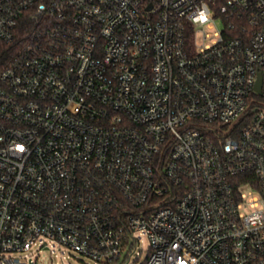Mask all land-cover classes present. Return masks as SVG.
<instances>
[{
	"label": "built area",
	"instance_id": "obj_1",
	"mask_svg": "<svg viewBox=\"0 0 264 264\" xmlns=\"http://www.w3.org/2000/svg\"><path fill=\"white\" fill-rule=\"evenodd\" d=\"M24 17L0 264L48 241L125 264L139 232L142 264H264V0H0V54Z\"/></svg>",
	"mask_w": 264,
	"mask_h": 264
},
{
	"label": "rangeland",
	"instance_id": "obj_2",
	"mask_svg": "<svg viewBox=\"0 0 264 264\" xmlns=\"http://www.w3.org/2000/svg\"><path fill=\"white\" fill-rule=\"evenodd\" d=\"M220 26L221 22L217 20L213 27L207 25L205 31L212 33L215 31V28ZM138 237L140 238L141 243L125 264H142L148 255L149 240L147 236L144 233L139 232ZM39 248V246H33L30 251L32 257L30 264H97L94 260L85 257L57 241H48V244L43 246L41 250L37 252Z\"/></svg>",
	"mask_w": 264,
	"mask_h": 264
},
{
	"label": "trees",
	"instance_id": "obj_3",
	"mask_svg": "<svg viewBox=\"0 0 264 264\" xmlns=\"http://www.w3.org/2000/svg\"><path fill=\"white\" fill-rule=\"evenodd\" d=\"M35 28L36 25L28 17H24L21 20L15 40L11 44L5 45L0 54V68L15 61L20 51L31 38Z\"/></svg>",
	"mask_w": 264,
	"mask_h": 264
},
{
	"label": "water",
	"instance_id": "obj_4",
	"mask_svg": "<svg viewBox=\"0 0 264 264\" xmlns=\"http://www.w3.org/2000/svg\"><path fill=\"white\" fill-rule=\"evenodd\" d=\"M259 88V87H258Z\"/></svg>",
	"mask_w": 264,
	"mask_h": 264
}]
</instances>
